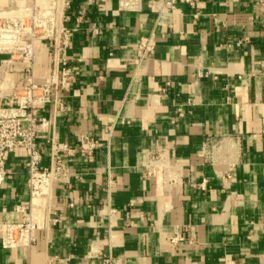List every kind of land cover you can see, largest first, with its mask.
I'll use <instances>...</instances> for the list:
<instances>
[{"label": "crops", "instance_id": "crops-1", "mask_svg": "<svg viewBox=\"0 0 264 264\" xmlns=\"http://www.w3.org/2000/svg\"><path fill=\"white\" fill-rule=\"evenodd\" d=\"M65 25L73 77L62 108L37 109L38 167L51 140L98 146L38 198L26 155H6L0 225L33 203L40 226L17 244L0 230V264H264V0H70ZM51 54L34 43L37 81ZM20 83L0 78V113Z\"/></svg>", "mask_w": 264, "mask_h": 264}, {"label": "built area", "instance_id": "built-area-1", "mask_svg": "<svg viewBox=\"0 0 264 264\" xmlns=\"http://www.w3.org/2000/svg\"><path fill=\"white\" fill-rule=\"evenodd\" d=\"M149 2L171 7L175 0ZM138 5L139 0H118V7L122 9L135 10ZM69 6L70 0H10L8 5H0V78L5 79L9 75L21 78L15 105L0 113V188L6 176V155L20 150L27 157V185L32 198L48 196L54 180H67L70 176L68 168L63 166V156H71L76 152L90 155L98 146L97 140L85 134L80 136L75 146L51 140L49 166L43 169L38 167L41 152L37 144V130L39 125L44 126L47 121L37 113V109L45 104L62 108L61 92L73 77L66 56L72 37L71 29L65 25ZM36 41L47 42L52 51V68L41 81H37L34 76ZM150 167L146 175L153 174V168ZM36 210L33 203L28 209L21 207L20 222L0 225L4 244L32 239L31 232L40 226L35 219Z\"/></svg>", "mask_w": 264, "mask_h": 264}, {"label": "rangeland", "instance_id": "rangeland-1", "mask_svg": "<svg viewBox=\"0 0 264 264\" xmlns=\"http://www.w3.org/2000/svg\"><path fill=\"white\" fill-rule=\"evenodd\" d=\"M10 81V80H9ZM11 82V81H10ZM10 82L8 83V90H14V88H15V83H14V81L13 82H11V84H12V86H11V84H10Z\"/></svg>", "mask_w": 264, "mask_h": 264}]
</instances>
